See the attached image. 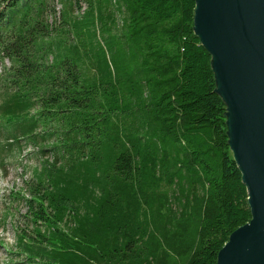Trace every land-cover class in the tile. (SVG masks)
<instances>
[{
    "label": "trees",
    "instance_id": "16d2710c",
    "mask_svg": "<svg viewBox=\"0 0 264 264\" xmlns=\"http://www.w3.org/2000/svg\"><path fill=\"white\" fill-rule=\"evenodd\" d=\"M196 5L0 0V168L40 161L4 264H217L251 220Z\"/></svg>",
    "mask_w": 264,
    "mask_h": 264
},
{
    "label": "water",
    "instance_id": "95a60500",
    "mask_svg": "<svg viewBox=\"0 0 264 264\" xmlns=\"http://www.w3.org/2000/svg\"><path fill=\"white\" fill-rule=\"evenodd\" d=\"M194 29L213 55L252 213L219 251L217 264H264V0H197Z\"/></svg>",
    "mask_w": 264,
    "mask_h": 264
},
{
    "label": "rangeland",
    "instance_id": "374dc122",
    "mask_svg": "<svg viewBox=\"0 0 264 264\" xmlns=\"http://www.w3.org/2000/svg\"><path fill=\"white\" fill-rule=\"evenodd\" d=\"M57 8L59 9L60 6L58 5ZM115 14L118 22L121 23L122 13L117 11ZM4 63L9 64L7 60ZM31 150L29 146L26 152L20 155L6 156L5 153V168H0V262L3 264L12 262L10 257L19 250L16 245V234L23 223L20 216L26 212L24 204L13 200L10 193L24 188L25 181L30 178L32 170L40 165L36 156L28 154ZM13 201L15 202L11 204ZM67 225L70 226L71 223Z\"/></svg>",
    "mask_w": 264,
    "mask_h": 264
}]
</instances>
